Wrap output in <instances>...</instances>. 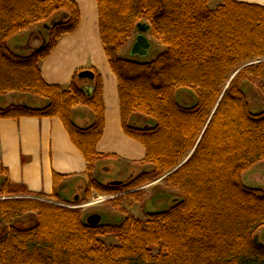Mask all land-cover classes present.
<instances>
[{
  "label": "trees",
  "instance_id": "1",
  "mask_svg": "<svg viewBox=\"0 0 264 264\" xmlns=\"http://www.w3.org/2000/svg\"><path fill=\"white\" fill-rule=\"evenodd\" d=\"M96 1L101 41L119 84L122 128L146 148L143 163L150 169L118 185L96 180L97 165L108 159L96 150L105 127L100 75L93 71L89 93L78 74L67 89L41 75L40 62L78 29L80 11L71 0H0V96L44 100L0 107V120L60 118L87 162L89 196L165 177L181 199L145 223L125 213L118 224L92 226L80 210L36 199L43 196L5 181L0 222L8 226L0 230V264H264V244L256 239L264 227V189L243 183L264 161V106L253 111L247 96L256 86L264 101V8L236 0H221L215 10L211 0ZM144 21L163 52L154 60L122 57ZM39 25L45 43L24 54L11 49L12 39ZM183 89L196 93L193 106L178 103ZM81 105L94 114L89 127L73 121ZM136 114L150 122L133 125ZM62 180L54 175L55 189ZM28 212L38 214L36 225H12ZM106 236L119 244L107 246L100 240Z\"/></svg>",
  "mask_w": 264,
  "mask_h": 264
},
{
  "label": "crops",
  "instance_id": "2",
  "mask_svg": "<svg viewBox=\"0 0 264 264\" xmlns=\"http://www.w3.org/2000/svg\"><path fill=\"white\" fill-rule=\"evenodd\" d=\"M71 1L77 4L80 11L78 29L71 35L63 36L51 54L40 62L41 75L49 85H57L64 89L69 88L74 76L82 72L96 71L100 75L105 105V127L96 150L100 155L108 156V159L97 165L96 172L100 171L108 178L104 184L128 182L150 169L143 163L147 151L141 143L127 137L123 131L119 84L110 68L101 41L97 1ZM236 1L264 8V0ZM44 36L38 26H35L12 39L11 49L24 54L41 46L44 43ZM133 44L125 46L120 55L130 57ZM80 85L83 89L93 92L96 85L95 74L93 80H80ZM14 95L15 98H11ZM0 97L11 98L2 100L0 107L13 104L29 106L44 104V100L40 98L16 92ZM72 118L80 127H89L95 121L91 109L83 105L74 108ZM149 122L150 118L143 115L136 114L131 117V123L138 127ZM116 168L118 173L112 177ZM252 171L255 174H263L264 161L256 164L250 172ZM54 175L63 178L56 189ZM86 180L87 162L81 151L73 144L60 118L24 117L19 120H0L1 184L6 181L25 187L31 195L43 196L41 198L44 199H50L56 192L70 200L75 198L76 193H80Z\"/></svg>",
  "mask_w": 264,
  "mask_h": 264
},
{
  "label": "rangeland",
  "instance_id": "3",
  "mask_svg": "<svg viewBox=\"0 0 264 264\" xmlns=\"http://www.w3.org/2000/svg\"><path fill=\"white\" fill-rule=\"evenodd\" d=\"M220 5H222L221 0H211L209 3V8L215 10ZM144 23L147 22L144 21ZM38 29L46 36L40 25L38 26ZM137 35L138 32L136 30L128 44H133ZM146 36L150 40L152 48L148 54V57L144 60H154L161 52H163V46L161 45L160 41L154 39L151 33L147 34ZM15 96L16 95L11 98H15ZM247 96L249 99L250 107L253 109V111L257 112V109H260L264 106L263 97L256 86L249 88ZM11 98L7 97L6 99H3L2 97H0V102H2V100H11ZM176 99L179 104L190 107L196 103L197 96L193 90L183 89L181 90L180 94L177 95ZM117 173L118 169L116 168L115 172L113 173L114 176L112 175V177H115ZM94 177L96 180L102 182L103 184L104 181L108 180V178L100 171L95 172ZM243 183L252 188H263L264 173L255 174L253 171H249V173L244 176ZM2 184L0 185V190ZM83 184L84 186L80 189V193L75 194V197L79 196L78 202L73 201L76 204L72 203L71 201L74 200V198L71 200L65 199L59 194H57V198L44 199L41 197H36V199L57 204L59 206L72 207L73 209L80 210L85 221H87L89 217L94 215L101 216L102 224H118L124 219L125 213H130L136 219L145 223L151 213L168 211L174 205L176 200L181 199L180 192L174 188L169 187L165 181V177L136 190L113 195H104L92 191L91 195L89 196L87 194L88 189L90 188L88 179L84 181ZM0 199L5 198L1 197ZM37 220V213L28 212L16 218L12 225H16L19 227H31L36 225ZM7 226L8 225L6 223L0 222V230L6 228ZM256 239L260 243L264 244V227H262L258 231ZM100 240L107 246H117L119 244L115 236L101 237ZM158 253V249H154V254L157 255Z\"/></svg>",
  "mask_w": 264,
  "mask_h": 264
},
{
  "label": "water",
  "instance_id": "4",
  "mask_svg": "<svg viewBox=\"0 0 264 264\" xmlns=\"http://www.w3.org/2000/svg\"><path fill=\"white\" fill-rule=\"evenodd\" d=\"M47 27V26H46ZM136 30L138 32V35L136 36L135 42L132 46L130 57L131 58H137L140 60H144L148 57V54L152 48V44L150 43V40L147 38V34L150 33L151 27L147 23H140L137 25ZM45 43V41H44ZM80 79H86V80H93L94 74L92 72H82L79 74ZM86 92H90L89 89H84ZM187 161V160H186ZM185 162H183L181 165H179L174 171L178 170L182 165H184ZM121 182H115V185L120 184ZM79 196L74 198V202H78ZM101 216L94 215L87 219V223L89 225L95 226L99 225L101 223Z\"/></svg>",
  "mask_w": 264,
  "mask_h": 264
}]
</instances>
